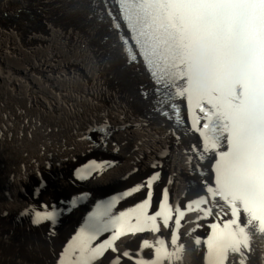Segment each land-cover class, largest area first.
Returning <instances> with one entry per match:
<instances>
[{
	"label": "bare ground",
	"instance_id": "bare-ground-1",
	"mask_svg": "<svg viewBox=\"0 0 264 264\" xmlns=\"http://www.w3.org/2000/svg\"><path fill=\"white\" fill-rule=\"evenodd\" d=\"M0 8L16 13V23L0 21V264H78L141 205L144 180L156 170L161 183L152 211L160 213L158 223L167 215L176 221L179 200L191 203L201 195L208 196L213 220L188 217L180 239L185 253L159 228L147 237L122 238L114 264H206L205 240L220 226L214 218H232L225 200L214 195L221 155L199 166L189 135L178 138L169 123L144 112L152 100L150 81L126 54L109 17L95 13L101 2L0 0ZM26 8L34 22L22 23ZM188 106L195 126L196 108ZM96 125L111 129L103 151L86 139ZM197 168L204 176L192 174ZM238 220L250 252L238 253L232 264H261L260 236L246 213ZM104 254L96 264H111L113 253Z\"/></svg>",
	"mask_w": 264,
	"mask_h": 264
},
{
	"label": "snow or ice",
	"instance_id": "snow-or-ice-1",
	"mask_svg": "<svg viewBox=\"0 0 264 264\" xmlns=\"http://www.w3.org/2000/svg\"><path fill=\"white\" fill-rule=\"evenodd\" d=\"M135 7L139 23L156 34L157 46L164 45L171 75L183 82L177 94L201 112L210 106L205 116L214 117L227 134L229 148L217 163L214 195L237 218L224 225L226 236L222 231L209 241L211 264H225L229 252L242 254L248 247L241 211L249 217L247 225L256 222L264 233V0H141ZM155 52L156 47L145 48L149 63ZM147 207L141 204L140 210ZM157 215L147 219L155 224ZM121 234L95 249L92 258L113 248Z\"/></svg>",
	"mask_w": 264,
	"mask_h": 264
},
{
	"label": "rangeland",
	"instance_id": "rangeland-1",
	"mask_svg": "<svg viewBox=\"0 0 264 264\" xmlns=\"http://www.w3.org/2000/svg\"><path fill=\"white\" fill-rule=\"evenodd\" d=\"M16 2V1H15ZM23 11H26L28 14H27V19H30V14L29 13H32L31 12V9L30 8H26V9H23ZM22 17H24L23 15H22ZM33 18H34V16L32 15V19H30V21L28 22V23H30V22H34V20H33ZM25 19H26V17H25ZM32 20V21H31ZM31 74L32 73H27V75L26 74H21V78H27V76L29 75V76H31Z\"/></svg>",
	"mask_w": 264,
	"mask_h": 264
}]
</instances>
